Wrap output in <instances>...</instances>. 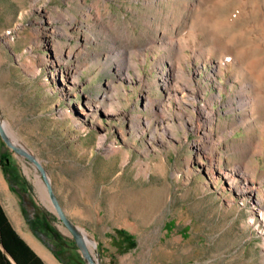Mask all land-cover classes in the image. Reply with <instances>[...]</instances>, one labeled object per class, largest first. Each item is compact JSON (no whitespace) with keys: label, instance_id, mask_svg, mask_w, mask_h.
<instances>
[{"label":"rangeland","instance_id":"1","mask_svg":"<svg viewBox=\"0 0 264 264\" xmlns=\"http://www.w3.org/2000/svg\"><path fill=\"white\" fill-rule=\"evenodd\" d=\"M182 55L191 88L165 87ZM0 123L32 156L0 134V196L64 264L91 262L60 209L98 264H264V211L219 172L264 204V0H0Z\"/></svg>","mask_w":264,"mask_h":264},{"label":"bare ground","instance_id":"2","mask_svg":"<svg viewBox=\"0 0 264 264\" xmlns=\"http://www.w3.org/2000/svg\"><path fill=\"white\" fill-rule=\"evenodd\" d=\"M114 30H115L114 32L116 35H117V33H120V32L122 33V31H123L122 28L118 27V26H115ZM172 44L174 45L173 41H172ZM125 45L130 47L127 44H125ZM184 58H185L184 55H182V57H179V59H178V63H179L178 67L179 68H174L168 75H165L166 77L164 76L165 79L163 81H164L165 87L170 86V83H172L174 80L178 79V80L184 81V86H182V87L191 88V76L188 75V71L181 64L182 60H184ZM228 60L230 61L231 57H225L224 61H228ZM130 63L137 65L138 61H136L133 56H130ZM60 68H61L62 74L64 75V73H65L67 78L69 77L71 79V82L75 80L76 76H75V73L73 72L74 68L72 65H67L65 67H60ZM217 71L221 72V68H218ZM247 88H248V85H243L242 89L238 91V96L232 97L231 101L236 102L241 107H249V109H250L249 112L251 114H254V113L258 112V104L260 103L261 97L258 95H253V94H251V92L248 94ZM250 88L252 89V87H250ZM249 91H252V90H249ZM218 96H220V94L217 95L216 97H218ZM205 105L206 104L200 106L198 111H199V116L202 117V120L204 121L203 122V131L205 134H207L208 131L206 130V128H208V127H206V126L212 124L213 118H212V111L210 109H208ZM202 148L206 149L208 147L206 146V144H203ZM210 148L214 149L212 145L210 146ZM219 162H222L220 157H217V156L212 157L211 158V164L208 167V171H210V173H213L214 170L212 169V167H214V166L217 167L218 164L220 167ZM219 172L227 180V183L229 184L230 189L235 190L241 196L253 197V199L256 202V205H258V208H260V210L264 211V204L262 202V200H263L262 190H258L254 187L251 188L250 186H247V184L246 185H240V183L236 180V177L233 173L226 172V171L222 172L221 169L219 170ZM240 173L244 174V173H242V171H240ZM0 185L4 188V184H3L1 176H0Z\"/></svg>","mask_w":264,"mask_h":264},{"label":"trees","instance_id":"3","mask_svg":"<svg viewBox=\"0 0 264 264\" xmlns=\"http://www.w3.org/2000/svg\"><path fill=\"white\" fill-rule=\"evenodd\" d=\"M0 163L8 173L10 163L7 160L5 151L0 152ZM12 187L14 188V186ZM121 231L125 232L124 230ZM59 242L60 244L62 243L61 239ZM56 254L61 257L59 250L56 251ZM9 255L12 256L17 264H46L42 257L14 227L0 201V264H15Z\"/></svg>","mask_w":264,"mask_h":264},{"label":"crops","instance_id":"4","mask_svg":"<svg viewBox=\"0 0 264 264\" xmlns=\"http://www.w3.org/2000/svg\"><path fill=\"white\" fill-rule=\"evenodd\" d=\"M17 199L14 198H8V197H1L0 201L2 202L6 213L14 225V227L17 229V231L26 239V241L32 246V248L42 257L44 262L46 264H64L62 261H60L53 251L48 248L39 238H37L35 235H33L30 231H27L23 228L22 222L20 220V217L17 215V212L15 211L12 206L14 205ZM7 202L8 205H10V208H6L4 203Z\"/></svg>","mask_w":264,"mask_h":264},{"label":"water","instance_id":"5","mask_svg":"<svg viewBox=\"0 0 264 264\" xmlns=\"http://www.w3.org/2000/svg\"><path fill=\"white\" fill-rule=\"evenodd\" d=\"M0 134L2 135V137L16 150L21 151L23 153H25L26 155H28L29 157H32L31 154L26 151L23 147L15 144L14 142H12L10 140V138L8 137V135L6 134L5 130L3 129L1 123H0ZM43 171V169H42ZM49 191L51 193V195L53 196V198L56 201V196L54 194V190L53 187L51 186V184L49 183ZM60 216L62 217V219L66 222L67 226L70 228V230L72 231L78 245L81 247L82 253L86 256V258L91 262V264H98L95 259L93 258L91 252L88 249L87 246V242L86 239L81 235L80 231L74 226V224L66 217L65 213L60 209ZM2 248L5 250V248L3 247V245L1 244ZM10 258L13 260V262L15 264H17V262L12 258L11 255H9Z\"/></svg>","mask_w":264,"mask_h":264}]
</instances>
